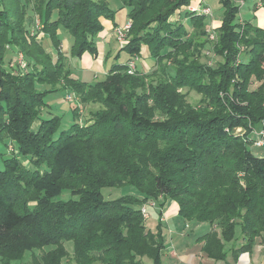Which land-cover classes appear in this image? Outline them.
Returning a JSON list of instances; mask_svg holds the SVG:
<instances>
[{
	"label": "trees",
	"instance_id": "1",
	"mask_svg": "<svg viewBox=\"0 0 264 264\" xmlns=\"http://www.w3.org/2000/svg\"><path fill=\"white\" fill-rule=\"evenodd\" d=\"M137 1L141 4L139 10L133 7V1L122 0L132 22L129 44L124 50L137 56L141 45L147 44L152 56L158 57L161 51L157 49L156 52L152 41H146L147 36L141 32L143 21L154 20H145L149 0ZM187 1L163 0L162 16L155 19L165 22ZM220 2L223 23L218 28L216 46L217 51L227 54L226 66L219 77L204 70L205 74L196 76L191 85L200 79L198 87H194L210 95L212 101L216 100L219 112L221 104L226 107L225 114L189 109L183 115L182 112L174 114L178 124H172L143 115L135 106L118 102L124 97V88L120 72L116 74V71L126 70L128 63L112 65L106 76L92 82L74 77L67 67L71 57H81L87 51L96 53V40L104 29L102 17L116 26V12L108 0H0V104L5 103L8 137L18 142L24 155H40L48 147L52 154L51 167L42 174L31 175L29 184L35 191L57 197L64 192L61 181L74 175L82 179L86 190L85 200L76 204L45 207L47 202H40L42 209L35 211L26 201L19 206L17 200L4 191V186L10 183V178L19 175L22 164L17 158H6L5 169L0 170V255L3 264L21 262L29 252L32 264H62L68 253L59 245L65 240L73 241L75 264H146V258L151 264H162L161 210L169 199L178 203L184 221L209 225L197 242L203 243L202 251L216 263L237 264L242 253L252 250L256 238L264 234V156L256 155L249 148L253 146L252 124L248 132L242 127L254 119L251 107L241 103L249 78L254 75L264 80V26L259 25L258 16L254 14L250 19L245 18L243 31L238 30L235 4L230 0ZM28 18L35 30L36 18L39 19L53 51L46 49L44 39H38L37 30L31 33L26 22ZM190 22L195 30L192 39L195 49H200V56L207 46L208 20L201 16ZM59 29L67 31L72 40L68 54L62 51ZM159 31L163 33V26ZM186 33L189 34V30ZM240 45H248L250 49L256 45L260 50L257 56L236 65ZM13 47L22 51L26 59L30 57L42 65L43 70L34 80L46 84L62 81L65 88H79V91L98 86L107 105L125 120L124 127H130L129 131L123 128L121 134L115 136V142L105 147L101 163L87 160L74 149L72 139L76 129L72 134L66 132V137L56 142L58 117L43 120L38 133L31 131V123L39 114L36 108L44 103L46 93L32 92L34 82L22 86L18 77L1 70L9 49L15 50ZM172 57L167 69L168 73L174 70V75L169 74L176 79L180 68L176 65V56ZM238 76L242 81L233 82ZM21 82L26 83V80ZM261 87V101L264 102V82ZM220 92L227 95L221 97ZM260 108L258 106V111ZM245 109L248 112H244ZM260 120L255 121L254 126L261 124ZM131 130L137 133L142 130L145 136L131 134ZM125 186L134 188L137 196L128 193L107 200L102 193L104 187ZM150 201L159 208L156 231L147 226L142 213V206ZM26 229L30 230L34 243L28 240ZM53 245L57 248L42 256L36 252Z\"/></svg>",
	"mask_w": 264,
	"mask_h": 264
},
{
	"label": "rangeland",
	"instance_id": "2",
	"mask_svg": "<svg viewBox=\"0 0 264 264\" xmlns=\"http://www.w3.org/2000/svg\"><path fill=\"white\" fill-rule=\"evenodd\" d=\"M131 1H133V7L139 10L141 4L138 3L137 0ZM230 1L236 6V11L239 16L238 23L240 26L238 30L240 31H243L246 25L245 18L250 19L254 14L261 18L264 16V0ZM148 3L149 5L147 4L148 9L146 11H149V13L145 17V20L149 18H154V20L149 23L143 21L144 26L141 32L147 36L145 37L146 41H149V39L152 41V48H154L156 52L158 49V52L161 51V53L158 57L153 56L155 63L151 67H147L146 70L137 68L136 62L138 60V55L133 56L129 54L132 58L127 62L128 67L126 70L116 71V74L120 72L124 88V97L118 102L120 104L125 102L130 107L135 106L143 115L155 119H165L172 124H178V119L174 118V114L177 115L179 114L178 112H182L180 114L183 115L189 109L202 110L204 112L212 110V114H218L216 113L219 112L215 106L216 100L212 101L210 95L206 96L204 91L194 87V85L198 87L201 80H197L193 85H191V83L193 79H197L198 76L202 77L205 73H211L213 77H219L221 71L226 66H224V64L227 62L225 59L227 54L223 53V51H217L218 46H216L219 40L218 28L223 23V11L220 7V0H189V2L187 1L186 4L175 10L165 22L161 21V23L155 18L162 16L160 8L163 5V0H149ZM201 16L208 20V35L206 37L207 46L204 52L202 51V55L199 56L200 49H195L196 44H194L192 39L195 30L192 29L193 23L190 21ZM216 19L221 20V25L218 27H216L213 22V20ZM30 21L29 18L26 20L27 26L31 29V33L34 34L37 30L39 33L38 39H44V32L39 19L36 18V30L34 26H30ZM160 25L163 26V33L159 31ZM259 25L264 26V23L261 22ZM187 30H189V34L186 33ZM63 32L66 34L64 30ZM61 38H63L62 35ZM44 42L45 45L49 44V46H51L48 36L45 37ZM118 42L120 43V52H126L124 48L129 44V37L126 39L125 43ZM13 48L15 49L14 52L12 49H9L5 58V64L1 65V70L14 78L18 77L22 86L27 87L29 82H34V90L32 92H37L39 90L38 92L45 91L46 93L43 99L44 103L36 108L39 114L31 123V131L38 133L43 124V120H50L54 117H58L60 118V124L55 133L56 142L62 141L66 137V132L72 134V131L76 129L77 133L72 139L74 149L84 155L87 160L95 164L101 163L105 147L108 148L110 143L113 144L115 142V136L121 134L120 132L123 131V128L126 129V132L129 131L130 127H124L125 120L119 117L118 111L107 105L104 95L98 86L87 87L83 91H79V88H65L62 85L64 84L62 81L55 84L39 83L37 80H34V76L36 77L40 74L43 67L40 64H36L34 60L29 59L30 57L27 58L29 60L27 61L28 65L25 69L10 67V60L15 56V52L19 50L17 47ZM61 48L63 51L62 45ZM250 48L251 47L248 45H240L239 51L236 54L238 55L236 65L247 62L253 55L257 56L255 54L259 52L260 46L255 45L252 46V49ZM172 56H176V65L180 68L179 78L177 77L176 79L170 76V74L174 75V70L170 69L169 74L167 69V65L170 66L171 64ZM123 61L124 58L118 60V62ZM133 62L135 68L133 73H130L129 64ZM195 65H200V67ZM67 67L70 68L69 65H67ZM138 70L142 73H138ZM204 70L207 72L204 73ZM78 73L80 77L89 82L97 79V76L100 77L90 69L84 70L83 72L78 71ZM21 80H26V83L21 82ZM4 81L7 80L4 79ZM232 81L238 82L242 80L238 76ZM248 82L249 86L247 87V92L244 94L241 104L251 107L249 110L252 112V118L254 120H252L253 122L249 121L246 126L242 128L245 132H248L251 130L249 126L252 124V130L256 129L259 131L263 128L262 124L264 122V119L260 120V118L264 116V111L261 112V109L264 107V102L261 101L263 98V89L261 86L264 80L253 75L249 78ZM217 88L219 92L221 86ZM47 91L50 92L47 93ZM68 94L72 96V102L64 101ZM220 95L221 97H225L227 94L225 92H220L219 96ZM224 100L227 99L224 98ZM235 103H238V101ZM4 106V102L0 104V170L5 169L4 160L8 157L17 158L22 164L21 172L19 175L10 178V183L4 186V191L11 195L13 199H16L19 206L26 201L27 206L34 211L36 208L42 209L40 202H42V204L47 202L45 207H47L48 204L55 206L63 203L76 204L83 202L86 197V190L82 184V179L74 175L66 177L61 181L64 192L57 197H51L45 193L35 191L29 184L31 175L35 173L42 174L45 169L51 167V150L50 147H48L46 152L43 151V154L40 155L22 154L18 142L8 137L7 125L9 120L4 114ZM258 106H261L259 111ZM224 108L226 107L222 106V104L219 106V110H221L219 112L220 116L225 114ZM244 112H248V110L245 109ZM103 116L105 118L102 119ZM106 120L109 121L106 122ZM258 120L261 121V124L254 126V122ZM130 133L135 135L138 134L142 137L145 136V132L142 130L138 131V133L137 130H131ZM249 148L253 150L256 155L264 156V147L249 146ZM110 165L114 167V165ZM102 193L107 200H113L128 193L137 196L134 188L126 186L104 187ZM149 213V218L146 219L144 217V219L146 220L147 226L153 231H156L159 227V211L151 207L149 208ZM168 225V222L163 223L162 227L164 237V249L161 255L162 264H199L197 238L200 234L207 231L209 225L207 224V228H198L195 223L189 222V227L187 228V223L186 221L184 222V220L180 223H173L172 221L170 222L171 226L169 227ZM26 231L28 233V240L34 243L33 237L30 235V230L26 229ZM35 231L34 229L33 232L35 233ZM240 242L241 241H239V243ZM60 244L59 246L64 248L68 253L67 256L63 258L62 264H75L72 258L74 255L73 241L65 240ZM172 246L173 250L169 252L168 247ZM56 248V245L42 247L36 252L39 256H42V254L47 251ZM31 257L32 254L30 252L28 254L26 253L25 258L21 262L15 261L12 264H32ZM240 259V263H243V259ZM145 263L151 264V260L146 258ZM0 264H3L1 255ZM218 264H224V262L219 261Z\"/></svg>",
	"mask_w": 264,
	"mask_h": 264
},
{
	"label": "crops",
	"instance_id": "3",
	"mask_svg": "<svg viewBox=\"0 0 264 264\" xmlns=\"http://www.w3.org/2000/svg\"><path fill=\"white\" fill-rule=\"evenodd\" d=\"M199 1V0H197ZM110 6L115 10V23L116 26L122 25L126 23L129 20L128 16V9L123 5L122 0H108ZM102 24L104 25V29L102 32L99 33L97 40H96V46L97 51L96 53L92 54L90 52H85L81 57H71L68 60V65L70 67V70L72 71V74L74 77L80 79L81 81L89 82L82 77H80V74L78 71H84L90 69L91 71L95 72V74H98L100 77H104L108 74L110 71V68L112 65L119 63V64H125L127 63L132 57L127 52H120V43L114 36V28L116 27L108 18L102 17ZM214 25L216 27L221 25V20L216 19L213 20ZM212 22V23H213ZM261 22L264 23V16L263 18L258 16V23L261 24ZM65 31V30H64ZM60 35L63 36L62 38V47L63 52H66L67 54L70 51L72 40L68 34L67 31H65L66 34H64L63 30L59 29ZM45 39V36H44ZM46 49L48 51H53L52 46H49V44L46 45ZM14 52V51H13ZM120 58H124L123 62H118ZM155 63V60L151 54L150 48L148 45H141V52L138 55V60L136 62L137 68L147 69V67H151ZM96 77V78H100ZM94 81V80H92ZM165 205L162 208L163 216H162V222L163 223H169L173 221V223H180L182 217L179 214V205L174 200H167L165 201ZM156 208V206H148L149 208ZM159 211V210H158ZM150 214V213H149ZM185 222V221H184ZM187 223V228L189 227V222ZM197 225V224H196ZM198 228H207V224L202 223L197 225ZM209 228V227H208ZM152 230V229H151ZM201 235V234H200ZM199 235V236H200ZM202 245L203 243L197 242L198 247V260L199 264H218L213 259L208 258L204 252L202 251ZM173 250L172 247H168V251L171 252ZM243 259V263L241 259ZM240 261L238 260L237 264H264V234L258 236L256 238L255 244L251 251L242 253L240 256ZM232 260V257H229V261Z\"/></svg>",
	"mask_w": 264,
	"mask_h": 264
},
{
	"label": "built area",
	"instance_id": "4",
	"mask_svg": "<svg viewBox=\"0 0 264 264\" xmlns=\"http://www.w3.org/2000/svg\"><path fill=\"white\" fill-rule=\"evenodd\" d=\"M207 12V11H206ZM132 27V22L128 20L126 23L116 26L114 28V36L115 38L120 41L121 43H125L126 39L128 38V35L130 33ZM28 65V62L26 60V56L23 52H20L19 50L15 52V56L12 58L9 66L12 68L20 67L21 69H25ZM135 66L134 62L129 64V72L133 73ZM65 102H72V96L68 94L64 100ZM263 128L259 131L254 129L252 131V144L256 147H264V122L262 124ZM148 206H156V203L154 201H150L149 203L142 206V213L143 216L148 219L149 218V211Z\"/></svg>",
	"mask_w": 264,
	"mask_h": 264
}]
</instances>
